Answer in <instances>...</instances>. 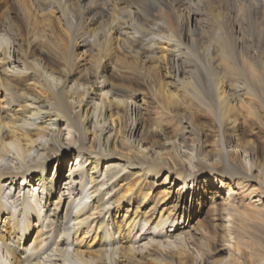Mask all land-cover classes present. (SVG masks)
Listing matches in <instances>:
<instances>
[{
  "label": "bare ground",
  "instance_id": "1",
  "mask_svg": "<svg viewBox=\"0 0 264 264\" xmlns=\"http://www.w3.org/2000/svg\"><path fill=\"white\" fill-rule=\"evenodd\" d=\"M11 1L15 16L0 24V264H217L192 234L199 209L221 200L234 249L235 190L264 201L257 150L234 140L238 120L264 127V0ZM109 62L131 68L121 79L140 78L181 133L145 126L146 99L106 80ZM197 106L224 134L220 178L184 135ZM246 246L223 264H264V239Z\"/></svg>",
  "mask_w": 264,
  "mask_h": 264
},
{
  "label": "rangeland",
  "instance_id": "2",
  "mask_svg": "<svg viewBox=\"0 0 264 264\" xmlns=\"http://www.w3.org/2000/svg\"><path fill=\"white\" fill-rule=\"evenodd\" d=\"M16 3L17 2L11 0H0V24L4 22L3 14L8 13V15L14 18ZM5 4H7L6 7ZM248 34L251 35V29L248 31ZM68 48H70L69 44ZM38 54L41 55L42 51H38ZM81 65L78 66L79 69L75 71V73L79 71L81 72ZM114 68H116V71L118 69L119 72L113 71V65L110 62L109 65L105 63L106 71H103V75L106 80L114 83L115 85L124 84L131 90H134L136 95H143L146 99L147 111L143 116V123L145 126L155 125L157 128H162L168 133H181L180 126L183 125L186 127V124L183 123L184 121H180L181 118L174 119L173 117L164 116L162 113L158 112L159 110L155 109V106L150 101L152 98L151 94L153 92L149 90V87L142 83L143 81L140 78L136 77L134 81L135 83H133V81L128 83L121 79L120 76H127L128 74L133 73L131 68H123L120 67V65H117ZM77 76L78 75H76L75 78ZM191 114L193 118L190 119L191 127H189L190 129L188 128L190 131H186L184 135L187 136L188 140L198 142L200 145H202V150L204 151L203 155L210 160L209 164L212 162V164H215V176L220 178L223 174L222 162L224 160L219 147H221V137L224 134L219 130L216 121L212 117L211 113L206 109L202 108L201 106H197L191 109ZM250 118L252 119H249L248 123L238 120V127L235 132L234 140L239 144H245L249 142L253 144L258 153V161L264 165V127L258 125L257 121L253 117ZM160 125L162 127H159ZM64 139L67 143H70L69 141L71 140V136L68 135L67 131H64ZM68 162L74 165L73 160H70V158L67 159L65 163L66 166L70 167ZM54 164L55 163L53 162L51 166L48 167V169L45 171V176L47 175V177H51ZM66 166L64 168L65 171L62 172L60 170V175L66 176ZM262 180L263 179L261 178L260 181ZM34 183L35 185L33 188L31 186V190L29 189L28 194L29 201L32 205L35 204L37 200L36 197H38L37 190H34L36 189V182ZM253 185L254 184L249 187V190L253 189ZM25 187L26 186H22V188ZM241 191L242 190H235L234 205L236 212H234V214L230 217L233 234H235L240 239V243H238V246L235 245L234 249L223 243L224 237L226 236V231H224L223 228V225L226 224V217L222 216L220 212L221 200L215 199L212 202L206 200V203H204V205L199 209L195 218L197 226L195 230L192 231V234L194 233V236L198 234L200 239L202 236H204V241L206 243L199 244V247H202L200 251L205 254V258H209V260L211 259L214 263L223 264L226 261L225 256L228 255V252H233L234 254V252L238 250L241 254H244V252H247L246 244L250 245L252 239H264V217L258 218L256 214V207H262V205H264V201L261 202L262 205H259V202H255L257 198L249 199V197L245 196L243 194L244 192ZM259 191L264 195V189H260ZM54 199L55 197L52 198V203L55 202ZM50 207L53 209V206ZM34 219L35 218H31V215L29 216L30 223H37L36 221L38 220L35 221ZM1 220L3 221V219ZM29 244L30 242H28L26 247H28ZM250 248L251 247H249L248 250H250ZM234 258H237V256L235 255Z\"/></svg>",
  "mask_w": 264,
  "mask_h": 264
}]
</instances>
